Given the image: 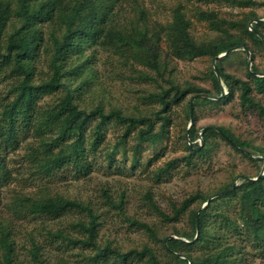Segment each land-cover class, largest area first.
Segmentation results:
<instances>
[{"label":"trees","instance_id":"obj_1","mask_svg":"<svg viewBox=\"0 0 264 264\" xmlns=\"http://www.w3.org/2000/svg\"><path fill=\"white\" fill-rule=\"evenodd\" d=\"M124 1L0 0V78L12 77L0 105V186L7 184L11 178L2 152L18 142L19 127L30 130L36 137L34 144H28V156L33 167L51 176L65 168L87 173V156L102 142L103 130L109 122L122 126L117 143L122 144L133 133L135 144L132 152L136 154L143 142L155 143L165 136L172 107L184 100L185 116L190 122L182 135L187 160L194 153H205V145L213 135L240 148L246 145L223 127L211 125L201 132V143L195 141L201 130L195 128L193 106L196 103H216L236 95L241 107L254 110L264 120V105L251 95L254 89L264 92V68L262 75L257 74L253 49L246 42V37H249L264 48V41L246 25L250 20V27L264 38V21H252L253 18L260 19L254 15L245 17L242 30L246 37H243V34L230 32L227 26L216 19L214 13H201L204 18L210 19L211 26L222 36L216 41L203 43L192 38L189 21L179 8L173 10L172 19L165 25H149L140 8L135 19L121 23L117 19V10ZM229 1L241 6L255 4L254 0ZM235 25L236 22H230V27ZM162 40L169 55L179 59L199 56L217 58L219 53L241 44L251 55V62L246 69L248 79L228 73L220 59L215 62L219 77L216 71H209L216 98L210 97L213 93L208 88L180 86L170 78H165L166 86L159 85L157 91L147 96L159 105L154 112L155 119L159 120L157 129L150 115H124L118 109L104 111L98 105L89 109L79 107L77 100L80 94L77 90L84 81H79L74 87L71 85L81 77L85 64L97 49L133 60L163 79L164 73H170V69L167 62L161 60ZM40 53L46 57L47 75L35 81V62ZM228 55L227 52L221 57L224 59ZM244 62L246 64V59ZM222 88L226 91L224 94ZM198 94H207V98L199 97ZM44 98L46 100L43 101ZM114 149L115 144L106 151L108 157ZM246 156L264 164V152H250V156L247 153ZM208 198L209 195L193 193L178 206L173 205L171 214L150 200L158 216L169 221L185 212L193 200L199 199L196 207L187 210L190 230L177 232L179 237H163L159 240L164 252L178 264H240L247 245L252 251L263 255L264 170L254 175V178L243 176L237 184L230 182L218 195ZM202 203L205 204L201 206ZM8 206L17 214L47 216H56L71 209L85 210L89 220L87 224L78 221V225L85 230L86 239L79 241L92 246L94 251L90 258L95 264H127L135 256H146L147 264H158L154 251L148 246L126 252L108 246L99 248L94 240L96 215L77 200L59 195L16 193ZM209 217H213L212 223ZM134 222L153 235L148 224ZM55 234L62 236L60 231ZM244 242L245 245H242ZM13 243L9 229L0 224V264H15ZM193 245L201 249L199 256L190 253L189 248ZM104 252L113 255L110 262ZM30 254L36 264H43L39 257V246L33 240Z\"/></svg>","mask_w":264,"mask_h":264},{"label":"rangeland","instance_id":"obj_2","mask_svg":"<svg viewBox=\"0 0 264 264\" xmlns=\"http://www.w3.org/2000/svg\"><path fill=\"white\" fill-rule=\"evenodd\" d=\"M254 1L253 5L241 6L229 0H125L117 10V19L121 23L135 19L140 8L149 25H165L172 19L173 10L179 8L189 21L192 38L197 42L209 43L221 38V32L214 29L210 19L204 18L201 13H214L230 32L243 34L244 37L242 23L245 17L254 15L264 19V0ZM232 21L236 22L234 27H230ZM249 21L246 24L248 28ZM246 42L253 49L257 74L262 75L264 48L249 37H246ZM240 45L228 51L229 55L224 59L221 56L179 59L169 55L162 40L161 60L166 61L170 69V73H164L163 79L133 60L97 49L85 64L81 77L75 79L71 87L84 81L77 90L80 94L77 102L81 108L98 105L104 111L115 108L124 115H150L157 129L159 120L155 119L154 112L159 105L147 98L148 94L157 91L159 85L166 86L164 79L168 77L180 86L208 88L213 93L210 97L216 98L209 74L210 69L215 71L217 68L216 59H220L228 73L248 79L246 69L250 64L248 55L250 62L251 55ZM87 52L90 53L89 50ZM35 67V81L46 77L47 63L43 53L36 58ZM11 80L12 77L8 76L0 78V105ZM225 92L222 88V94ZM251 95L264 105V92L254 89ZM205 96L203 98H207ZM184 102L172 107L165 136L155 143L143 142L136 154L132 152L135 144L133 133L122 144L117 143L122 126L109 122L103 130L102 142L87 156L89 171L85 174L65 168L46 176L35 170L28 156V144H34L36 137L30 130L19 127L18 142L2 152L11 178L7 184L0 186V224L9 229L14 241V263L36 264L30 254L33 240L39 246V257L43 264H95L90 258L94 251L92 246L79 241L86 239V232L78 221L87 224V212L71 209L56 216L13 212L8 206L9 201L16 193H26L34 196L59 195L90 208L96 215L94 240L99 248L108 246L126 252L148 246L154 251L158 264H178L164 252L159 240L179 237L177 232L190 230L187 210L196 207L199 199L193 200L185 212L169 221L158 216L150 200L171 214L173 205L178 206L193 193L209 195L211 199L230 182L237 184L241 177L254 178L264 170V164L246 156V153L250 156V152H264V120L254 110L241 107L236 95L216 103H196L193 106L195 128L202 130L209 125L223 127L234 138L245 142V147L234 146L224 138L213 135L205 145V153H194L187 160L182 135L190 122L185 116ZM201 130L195 139L200 143ZM113 144L115 149L108 157L106 151ZM212 218L209 217L210 223ZM134 221L148 224L153 235ZM57 231H60L61 237L56 236ZM251 249L247 245L240 264H264V254ZM189 251L193 256L201 254V249L196 245L190 247ZM104 255H108L109 262L113 259L110 253ZM127 264H147L146 256L130 258Z\"/></svg>","mask_w":264,"mask_h":264},{"label":"water","instance_id":"obj_3","mask_svg":"<svg viewBox=\"0 0 264 264\" xmlns=\"http://www.w3.org/2000/svg\"><path fill=\"white\" fill-rule=\"evenodd\" d=\"M255 21L260 22V21H264V19H255ZM248 26H249V30H251L252 32H254L256 35L259 36V38H260L262 41H264L263 35L259 34L257 31H255L254 29H252V28L250 27V21H249V23H248ZM240 46L244 49V51H245L247 54H249V51H248V49H247L246 47H244L243 45H240ZM236 47H238V46H236ZM236 47H231V48H229L227 51L221 53L220 55H217L216 57H219V56L225 55L228 51H230V50H232V49H234V48H236ZM248 63H250V57H249V55H248ZM215 71H216V70H215ZM216 75H217V77H219L217 71H216ZM197 96H202V97H203V96H205V95L198 94ZM206 127H207V126H206ZM206 127L202 128L201 132H202ZM233 185H234V184H233ZM208 199H210V197H209Z\"/></svg>","mask_w":264,"mask_h":264}]
</instances>
